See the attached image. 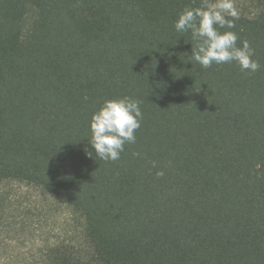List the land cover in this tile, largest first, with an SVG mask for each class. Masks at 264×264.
<instances>
[{
  "label": "trees",
  "instance_id": "16d2710c",
  "mask_svg": "<svg viewBox=\"0 0 264 264\" xmlns=\"http://www.w3.org/2000/svg\"><path fill=\"white\" fill-rule=\"evenodd\" d=\"M202 4L0 0V264H264V0L218 29L250 43L255 73L190 60L174 23ZM123 97L141 127L106 163L90 121ZM10 183L74 229L6 224Z\"/></svg>",
  "mask_w": 264,
  "mask_h": 264
},
{
  "label": "clouds",
  "instance_id": "9594fccd",
  "mask_svg": "<svg viewBox=\"0 0 264 264\" xmlns=\"http://www.w3.org/2000/svg\"><path fill=\"white\" fill-rule=\"evenodd\" d=\"M239 11L234 0H203L201 7H186L174 23L178 33L191 31L193 55L202 68L213 64L235 62L242 72L255 73L260 69L258 60L253 59L255 50L247 40L237 46L238 34L234 31L221 33L219 28L234 29ZM143 113L140 101L130 97L105 100L100 109L93 113L90 121V146L97 157L104 162L120 159L125 144L136 143V131L141 127ZM91 156L92 153L88 152ZM139 156V153H134ZM153 167H156L153 162ZM162 177L164 172L158 171Z\"/></svg>",
  "mask_w": 264,
  "mask_h": 264
},
{
  "label": "rangeland",
  "instance_id": "374dc122",
  "mask_svg": "<svg viewBox=\"0 0 264 264\" xmlns=\"http://www.w3.org/2000/svg\"><path fill=\"white\" fill-rule=\"evenodd\" d=\"M239 14H249L254 10L257 0H234ZM4 192L8 193L7 203L9 220L17 224V229L25 230H73L74 223L70 211L57 204L36 188L20 183L7 184ZM40 214V217H39ZM0 230H7L0 226Z\"/></svg>",
  "mask_w": 264,
  "mask_h": 264
}]
</instances>
